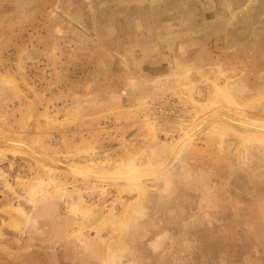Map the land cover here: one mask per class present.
Returning a JSON list of instances; mask_svg holds the SVG:
<instances>
[{
    "label": "rangeland",
    "instance_id": "obj_1",
    "mask_svg": "<svg viewBox=\"0 0 264 264\" xmlns=\"http://www.w3.org/2000/svg\"><path fill=\"white\" fill-rule=\"evenodd\" d=\"M263 126L264 0H0V264H264Z\"/></svg>",
    "mask_w": 264,
    "mask_h": 264
},
{
    "label": "bare ground",
    "instance_id": "obj_2",
    "mask_svg": "<svg viewBox=\"0 0 264 264\" xmlns=\"http://www.w3.org/2000/svg\"><path fill=\"white\" fill-rule=\"evenodd\" d=\"M204 107L203 105H200V107ZM201 107V108H202ZM214 120L215 121H218V118H216V116H214ZM264 127V126H263ZM260 132V131H259ZM259 134H262L261 132ZM184 136H181L179 139L173 141L166 149V152H169V153H172V152H175L177 151L180 147H182L183 145L187 144L188 140H190L191 136L189 134H183ZM250 135V134H249ZM245 137H247L246 139L249 140L248 136L245 135ZM242 152V151H241ZM161 159V158H160ZM126 163V166L128 167L129 169V178L130 180L128 181L129 183H131L138 191L139 194V197L132 203L129 204V206H127V209L129 211H134V213H141V209L138 208V205L140 206V201L139 199L142 197V193H143V187H141L139 185V182L141 181L140 180V176H139V170H138V167L136 164L133 165L132 163V160H129L128 159V162H125ZM161 163V161H160ZM159 161L155 162V163H150L152 165H156V164H160ZM145 168L148 167V165H144ZM156 168V167H155ZM148 172L153 175V176H156V175H159L161 174L163 171H161L160 169H154L153 171H150L148 170ZM165 176V175H163ZM168 176V175H167ZM170 185L169 181L167 180V178H165V187H168ZM72 207H74L76 209V205H73ZM105 220L109 221L110 218H105ZM130 220H127V219H120L118 222H117V225L120 226V227H123L126 223H129ZM159 237H156L154 239H152L150 241V244L153 248H156L159 244ZM123 245H124V242L123 241H119L117 243V246L116 247H113V245L109 242L108 244H106V251L105 254H104V257L102 259V262L103 264H114L113 263V260H112V255H113V251H118V249H121L123 248Z\"/></svg>",
    "mask_w": 264,
    "mask_h": 264
},
{
    "label": "crops",
    "instance_id": "obj_3",
    "mask_svg": "<svg viewBox=\"0 0 264 264\" xmlns=\"http://www.w3.org/2000/svg\"><path fill=\"white\" fill-rule=\"evenodd\" d=\"M7 142H10V143H13V144H17L16 141H13V140H9ZM142 169L145 170L144 165H143Z\"/></svg>",
    "mask_w": 264,
    "mask_h": 264
},
{
    "label": "water",
    "instance_id": "obj_4",
    "mask_svg": "<svg viewBox=\"0 0 264 264\" xmlns=\"http://www.w3.org/2000/svg\"><path fill=\"white\" fill-rule=\"evenodd\" d=\"M127 88H129V87H125L123 90H125V89H127ZM123 90H122L123 93H126V94H127V93H130L129 91H127V92L125 91V92H124Z\"/></svg>",
    "mask_w": 264,
    "mask_h": 264
}]
</instances>
